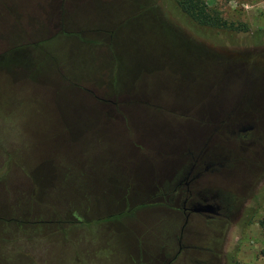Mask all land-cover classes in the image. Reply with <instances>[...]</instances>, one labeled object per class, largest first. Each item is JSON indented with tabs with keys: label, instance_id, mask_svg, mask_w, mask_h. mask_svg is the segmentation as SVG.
<instances>
[{
	"label": "rangeland",
	"instance_id": "374dc122",
	"mask_svg": "<svg viewBox=\"0 0 264 264\" xmlns=\"http://www.w3.org/2000/svg\"><path fill=\"white\" fill-rule=\"evenodd\" d=\"M204 1L249 31L201 35L174 0H0V264H264V199L242 227L150 197L224 115L247 159L225 172L264 175V0Z\"/></svg>",
	"mask_w": 264,
	"mask_h": 264
},
{
	"label": "flooded vegetation",
	"instance_id": "af4514ba",
	"mask_svg": "<svg viewBox=\"0 0 264 264\" xmlns=\"http://www.w3.org/2000/svg\"><path fill=\"white\" fill-rule=\"evenodd\" d=\"M220 122L222 123L221 127L217 125L215 130L217 131V128H220L224 133H221L215 141L210 143L214 136V129L208 127L207 132L209 135L206 141L202 144L196 143L193 149L189 150L190 154L187 160L177 161L173 170L156 184L154 188L156 194L151 193L150 195V197L156 195L160 197V200L155 201L154 205L167 211L182 214L184 224L188 218L199 215L209 226L216 219L222 218L233 223L237 222L244 227L248 225L252 213L264 199V175L256 178V176L248 177L245 172H236L230 177L225 172V169L228 170L234 163L246 159V157L235 155L226 143L225 145L220 144L221 141L227 139L226 137L232 127L228 115H224ZM253 128V124H248L238 127L237 130L233 129L231 132L235 134L238 131L239 135L243 134V137L246 138V132ZM241 149L244 152L248 151L247 148L245 150L241 147ZM262 158L263 154L254 161L260 168L264 167ZM194 213L197 215H194ZM193 234V231L190 230L186 236L193 240L183 244L181 243L182 229H180L178 237L179 250L183 246L192 247L194 243H198V239ZM209 235L211 242L215 241L216 243V237ZM219 252L217 249V253ZM213 256H210V258H214L218 264L220 262L221 264L226 263L227 257L231 258L228 256L227 251H221L220 257ZM198 261L202 264H211L208 257Z\"/></svg>",
	"mask_w": 264,
	"mask_h": 264
},
{
	"label": "trees",
	"instance_id": "16d2710c",
	"mask_svg": "<svg viewBox=\"0 0 264 264\" xmlns=\"http://www.w3.org/2000/svg\"><path fill=\"white\" fill-rule=\"evenodd\" d=\"M173 4V9L186 16L187 18H183L194 24L197 32L201 35L208 32L215 36L214 31L225 30V33L232 38L234 33L249 31V27L245 23L228 21L214 14L204 0H174Z\"/></svg>",
	"mask_w": 264,
	"mask_h": 264
},
{
	"label": "crops",
	"instance_id": "0c3cea01",
	"mask_svg": "<svg viewBox=\"0 0 264 264\" xmlns=\"http://www.w3.org/2000/svg\"><path fill=\"white\" fill-rule=\"evenodd\" d=\"M114 33H115V32L109 34V36H110V38L112 39V41H113V35H114ZM111 43H112V42L109 41V44H111Z\"/></svg>",
	"mask_w": 264,
	"mask_h": 264
},
{
	"label": "water",
	"instance_id": "95a60500",
	"mask_svg": "<svg viewBox=\"0 0 264 264\" xmlns=\"http://www.w3.org/2000/svg\"><path fill=\"white\" fill-rule=\"evenodd\" d=\"M249 128H252V127H249Z\"/></svg>",
	"mask_w": 264,
	"mask_h": 264
}]
</instances>
